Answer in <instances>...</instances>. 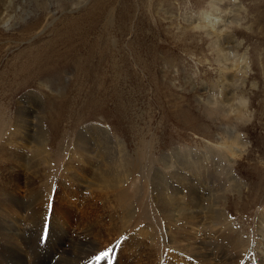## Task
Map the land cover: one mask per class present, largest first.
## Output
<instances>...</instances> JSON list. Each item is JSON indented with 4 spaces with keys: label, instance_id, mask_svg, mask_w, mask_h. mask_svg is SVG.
I'll use <instances>...</instances> for the list:
<instances>
[{
    "label": "rangeland",
    "instance_id": "1",
    "mask_svg": "<svg viewBox=\"0 0 264 264\" xmlns=\"http://www.w3.org/2000/svg\"><path fill=\"white\" fill-rule=\"evenodd\" d=\"M237 1L241 9L234 12L241 21L232 32L241 41L239 52H246L248 67L244 77L242 70L228 74L223 88L247 97L249 120L243 117L236 122L238 128L231 135L238 134L239 139L234 140L198 102L218 74L209 38L193 29L198 17H204L202 12L210 10L209 0H13L9 4L0 0V15L12 16L9 24L0 21V152L16 146L9 132L16 107L23 101L34 108L29 119L38 125L34 131L42 130L47 151V161L33 165L36 179L48 176L56 189L68 166L78 172L89 170L86 187L76 185L78 196L66 195L63 189L49 197L54 215L47 213L59 227H67L70 238L83 233L82 225L103 223L102 212L113 203L118 209H131L123 235L133 238L127 244L133 254L147 251V256L155 257L153 264H181L189 254L177 248V230L170 239L152 187L165 155L191 149L223 161L230 176L242 182L238 187L233 178L219 172L213 176L217 187L211 195L222 196L216 207L225 209L231 226L240 228L251 247L259 239L258 218L264 212V0H234L230 6ZM95 128L108 130L114 142L109 145L112 156L127 155L124 168L129 166V173L109 190L111 203L108 198L95 201L80 196L93 195L88 186L98 184L94 165L80 163L81 149L76 155L78 138ZM34 139L31 151L25 150L29 161L38 157ZM117 145L122 147L120 153ZM15 170L21 180L28 175L25 169L7 164L0 177L8 178ZM65 184L70 186L69 181ZM19 190L24 194L23 186ZM203 194L210 199V194ZM115 222L121 226L124 220L118 217ZM208 230L205 223L200 232ZM47 241L48 249H53L52 238ZM38 242L35 238L27 243L26 250L38 247ZM118 245L113 242L102 259L114 255L112 264H130L123 259L124 252L116 250ZM49 254L43 264L61 263V253L55 256L50 250L45 255ZM83 260L79 264H85ZM253 260L246 256L238 264H255Z\"/></svg>",
    "mask_w": 264,
    "mask_h": 264
},
{
    "label": "bare ground",
    "instance_id": "2",
    "mask_svg": "<svg viewBox=\"0 0 264 264\" xmlns=\"http://www.w3.org/2000/svg\"><path fill=\"white\" fill-rule=\"evenodd\" d=\"M1 1L9 4L13 0ZM231 3L234 5V0L233 2L232 0H209L210 10L202 12L204 17H198L197 22L195 24L191 22V24H194L193 29L201 30L209 38L218 73L216 80L207 91L206 97L203 99L198 97V102L202 105L206 116L212 121L220 122L221 127H219L223 133H227L229 138L238 140V134L236 136L231 134L237 130L236 122L240 118L245 117L246 120H249L246 115L249 107L248 99L242 94L236 96V92L225 91L223 86L227 83L225 81V78H228L227 75L236 74L237 70H242L244 77L248 62L246 52L241 54L239 52L241 41L236 39L232 32L233 27L240 24L241 21L239 13L234 12L240 8V4H238L240 2L237 1V5L233 7L230 6ZM7 4L6 9L10 6ZM208 13L211 14V17ZM11 18V15L6 19H4V14L0 15V21L4 24H9ZM231 52H235V57L230 55ZM243 77L241 83H244ZM33 109L30 104L26 105L23 101L18 103L12 124L13 129L9 132L10 140H15L16 146H13L14 149H2L0 152V170L7 164H12L13 167L17 166L18 169L22 168L28 172V175L22 177L23 180L16 176L18 170L10 171L8 178L0 177V264H43V258H48L51 255H45L50 250L53 255L55 252L61 253L59 256L61 263L55 264H79L81 258L84 259L85 264H112L111 259L114 255L111 257L109 255L108 261H105L102 259L105 256L103 252L109 247L111 248V244L116 241L119 243L116 250L124 252L123 259L126 261L128 259L130 264H153L155 257L147 256V251L133 254L131 249L127 247L133 238L129 236V240H127L123 232L128 227L125 225L130 221L127 219L132 217L131 209L116 208L110 202L112 199L110 200L107 196L112 187L118 186L126 178L129 173V166L124 168L127 166L124 162L127 159L126 154L112 156L109 145L110 143L114 144V142L108 130L104 128H95L81 135L78 138L76 149V155L79 148L81 149V157H83L82 162L80 159L78 161L93 164L94 170L97 172L95 179L98 184L91 182L88 186L93 190V195L87 196L82 192L80 194L81 199L85 200L92 197L97 201L98 198H108L111 203V207L106 208L107 212H102V215H105V219L102 220L103 223L99 222L91 226L82 225L83 233L70 238L67 227H59L54 216L47 213V211L50 213L52 210V203L49 199L51 193L57 194L64 189L63 192L66 195L78 196L79 191L76 189V185L86 187V183H89L86 176L89 170L78 172L74 166H68L63 177L59 178L61 182H57L56 189H52L55 182L51 183L50 177L46 176V179L43 178L42 180L36 179L37 170L33 165L40 159L44 160L43 163H45L47 151L44 148L42 130L36 128L37 131H34L33 127L38 125L33 123L34 120L32 122L29 119L30 114H33ZM33 132H35L34 136ZM33 139L36 146L33 145V150L37 152L38 157H35L36 160L34 161H29V158H26L25 150L31 151L30 141ZM221 143L226 145L224 139ZM8 144L9 139L2 145L5 147ZM117 148L118 153H120L122 147L117 145ZM175 150L180 153L171 152L161 159L157 172L153 176L152 193H154L153 197L166 221V226H168L167 231L170 239L177 230V248L189 254V257L196 259L197 264H238V260H244L246 256L254 258L255 264H264V226H262L264 225V212L258 218L259 239L251 247L240 228L231 226L230 222L233 221L228 219L229 214L226 215L225 209L221 206L216 207L222 196L211 195V190L217 187L214 186L215 179L213 176L218 175L219 172L227 175L228 180L234 179L238 187L242 182L234 176H230V171L224 166L223 161H217L207 153L201 152L199 155L191 149H186V151ZM42 152L44 156L41 155ZM21 160L28 161L23 164ZM43 169L46 174V168ZM65 181L70 182L69 187ZM21 186L24 187V194H19V187ZM205 192L210 194V199L202 196ZM117 202L120 203V200ZM102 204L109 203L102 201ZM118 217L124 220L121 226L115 222ZM183 218L186 221H183ZM205 223H209V230L200 232ZM186 225L187 227H185ZM41 229H43L42 233H38ZM180 229L181 233L179 232ZM139 234L145 235L143 231H140ZM35 238L39 239L38 247L36 245L33 249L26 250V244H31ZM50 238H52L53 249H48L47 240ZM125 238L126 240H124ZM168 250L170 251V249ZM95 257H98L99 262L96 261ZM189 257L184 259L181 264H192ZM180 260L181 258H179Z\"/></svg>",
    "mask_w": 264,
    "mask_h": 264
}]
</instances>
